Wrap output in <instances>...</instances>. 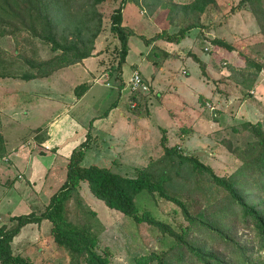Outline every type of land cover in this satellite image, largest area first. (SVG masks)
Listing matches in <instances>:
<instances>
[{"label":"rangeland","instance_id":"1","mask_svg":"<svg viewBox=\"0 0 264 264\" xmlns=\"http://www.w3.org/2000/svg\"><path fill=\"white\" fill-rule=\"evenodd\" d=\"M131 2L124 3L122 13L124 11L126 14L123 15L122 24L127 28H134L136 33L128 37V52L121 71L126 87L120 89L121 93L119 94L117 88L120 80L116 76V70L111 69V64L116 65L117 61L116 58L113 62L112 53L115 41L118 39L109 27L110 13L119 1L104 0L97 4L98 10L102 13V26L95 40L98 48L104 50L102 53L95 52L94 57L88 58L84 65L80 63L82 61L78 64H70L68 67L72 70L67 71L65 75L50 74L29 80L11 76L0 77V125L4 124L5 128L4 142L5 140L9 142L11 139L9 137L11 132L6 129L7 126L14 125L17 128L18 138L12 147L21 146L27 138H31V143L33 137L35 142L33 141L31 146L35 143L34 156L40 159L38 163L43 165L55 151L54 146L49 147L48 142L40 143L46 137V125L51 121H56V125L64 123L67 126L68 116H71L79 121L76 129L83 127V131L77 133L79 139L82 140L85 136L83 132L86 129H90L93 138L88 149L85 150L86 156L84 155L82 164L106 165L114 171L133 176L136 167L146 165L163 152L161 135L164 132L162 127H166L167 136L170 138L168 145L181 142L186 153L197 155L201 161L210 164L218 173L231 171L238 164V159L230 148L241 139L248 138L241 123L245 120L255 121L264 118V37L259 32L254 16L248 6L239 4V0H216L217 4L209 5L203 13L204 26L202 28L189 29L178 44L172 43V48L168 46V49L178 50L179 53L177 56L179 60L171 70L170 83L155 86L153 92L150 87L147 92H143V90L131 87L130 75L135 69L141 71V75L143 74L145 78L152 75L154 68L150 60L155 58L157 49L144 40L146 35L140 33L147 31L146 21H152L149 17L158 18L160 22H165L167 25L169 23L167 12L170 4L169 0H162L155 12H152L153 15L148 16L142 3ZM139 7L144 11L142 14L139 12ZM130 9H134L131 15L129 14ZM154 23L158 24L156 20ZM170 23L176 25V22ZM177 27L178 25L174 26L173 30ZM214 36L235 43L236 49L215 47L211 42ZM158 41H163V39ZM104 44L107 48L102 46ZM0 47L16 59H20L21 55L46 58L52 53L47 42L30 34L26 29H20L15 34H0ZM189 50L192 53L196 52L194 54L198 59H195ZM160 58L157 60L160 59L162 62L164 58L161 56ZM248 59H254L263 66L256 76L255 68L247 65ZM170 62L165 60L163 63ZM87 63L90 68L92 67V70L88 72L85 70ZM13 66L16 67V65ZM22 68H18V71ZM183 68L187 69V74L182 72ZM104 69L108 71V74H105ZM92 74L96 77L94 78ZM60 75L67 76V78L61 79L62 82H60V78H56ZM253 76L252 85L248 86L247 82ZM144 77L143 79L146 80ZM80 82H87L92 86L78 98L72 88ZM147 85L149 86L148 83ZM133 92L138 93L140 99L144 100V105L150 109L148 115L151 112V117L147 113L145 117L138 115L134 109L137 106L130 99ZM115 101L119 102L120 107L128 110L125 119H122L127 123L124 126L117 127L114 124L115 121L109 125L104 119V112ZM144 105H140L139 109ZM183 112L185 115L182 114ZM197 114L201 118L195 119L197 121L193 123L194 133H192L191 122L194 117L198 116ZM97 116L99 117L96 118ZM148 117L151 123L148 124L146 121L148 126L146 125L143 131V128L138 126L137 118ZM95 118L98 120L95 121ZM149 126L151 130L148 131ZM37 127H40L39 131L36 130ZM184 127H188L189 130L181 137ZM235 127L239 130L236 131ZM111 136H113L111 141L114 145L118 142L121 145L117 144V148L110 151L104 150L101 139L105 138L107 142ZM116 137H119L118 141ZM239 137L241 139H238ZM229 140H233L231 145ZM52 141L50 144L53 143ZM137 142H141L146 150L141 149ZM46 144L48 147H45ZM39 149L46 153L41 154L38 152ZM99 149L103 150L98 151ZM13 171L19 180L17 184L21 186L20 188L34 192V186L31 185L33 177L27 176L25 172L20 174V170L13 169ZM47 173L49 171L45 174ZM41 181L42 179L37 183ZM55 181L53 178V182ZM60 181L52 185L53 191L61 183ZM251 188L255 193L258 190V187L252 186ZM79 195L80 202L78 203L97 213L96 218L99 224L95 228L99 234L98 249L101 250L105 246L109 248L111 264H130L135 255L148 252L158 245L166 246L170 242L168 237H163L159 231L146 223L137 224L128 215L107 206L90 191L86 181H82ZM47 201L48 195L38 201V207L35 210H39ZM135 201L140 208L148 207L157 216L174 224L184 225L187 222L175 204L157 194L140 191L136 194ZM69 208L70 217L76 220L78 216L75 212V203L70 204ZM13 210L12 205L8 207V211L13 212ZM3 222H8V219L6 213L0 211V224ZM34 227L37 226L25 224L21 227L12 242L14 252L28 256L32 264H50L54 261L69 264L65 249L51 239L50 220L43 223V227L47 229L43 232L45 237H36V240L33 237L30 238ZM43 227L39 230L44 231ZM239 227L243 233L242 240L248 247H254L257 237L252 229ZM206 235L202 232L200 236L208 244ZM236 254L238 261L235 260L233 264H244L239 253ZM252 256V262L261 259V263L257 262V264H264V250L254 249ZM245 264H250V262L247 261Z\"/></svg>","mask_w":264,"mask_h":264},{"label":"trees","instance_id":"2","mask_svg":"<svg viewBox=\"0 0 264 264\" xmlns=\"http://www.w3.org/2000/svg\"><path fill=\"white\" fill-rule=\"evenodd\" d=\"M102 1L0 0V34H15L20 29H26L47 42L52 51L46 58L21 55L20 59H16L0 47V77L29 80L48 76L93 55L95 40L102 26V13L97 4ZM116 1L119 3L109 16L110 30L118 39V45L112 53L113 62L116 58L117 61L116 65L111 64V69L116 70L120 80L118 87L122 88L124 81L121 71L128 52L127 41L134 34L131 28L122 24L124 3H142L145 12L152 14L162 0ZM168 3V22H176L177 29L170 32L165 25L153 35L144 36L147 43L163 39L178 44L189 29L204 26L203 13L209 5L217 4L216 0H169ZM240 3L248 6L264 37V0H239ZM211 42L219 49L235 48L232 42L222 37L214 36ZM190 54L198 59L194 53ZM247 65L255 68V76L263 67L254 59H248ZM253 80L254 76L247 85H252ZM88 86L87 82L76 84L73 88L75 96L81 97ZM130 99L136 102L137 107L134 109L138 115L145 116L148 113L147 105H144L138 93L133 92ZM140 105H144L143 108L139 109ZM263 120L262 117L241 123L248 138L242 140L239 137L240 142L230 148L238 164L225 173H218L197 155L186 153L181 142L168 145L165 128H162L164 132L161 135L163 152L146 165L136 167L133 176L114 171L106 165H84L81 161L92 140L88 129L85 139L71 151L64 178L45 205L39 210L10 215L8 222L0 224V264H32L28 256L14 252L12 240L23 225L30 222L39 224L43 219L50 220L53 240L65 249L69 264H111L109 248L105 246L98 249L99 234L95 228L99 224L97 213L78 203L82 181H86L90 191L107 206L123 212L137 224L146 223L170 240L166 246L158 245L148 252L135 255L130 264H233L235 260L238 261L236 253H239L244 264L247 261L250 264L261 263V259L252 262V252L254 249L264 250ZM183 129L184 132L189 130L188 127ZM36 130L39 131L40 127ZM235 130H239L238 127ZM232 141L229 140L230 145ZM5 150L0 132L1 157L5 156ZM38 152L45 153L42 149ZM252 186L258 187L257 195L250 189ZM140 191L157 194L172 202L187 222L184 225L174 224L157 216L148 207L140 208L135 201ZM73 202L78 216L76 220L70 217L69 206ZM239 226L252 229L257 237L254 247H248L242 240L243 233ZM202 232L207 234L208 244L200 236ZM50 264L63 263L54 261Z\"/></svg>","mask_w":264,"mask_h":264},{"label":"crops","instance_id":"3","mask_svg":"<svg viewBox=\"0 0 264 264\" xmlns=\"http://www.w3.org/2000/svg\"><path fill=\"white\" fill-rule=\"evenodd\" d=\"M128 2V1H127ZM131 2V1H129ZM132 3V2H131ZM136 4V3H135ZM138 6V5H137ZM132 8V7H131ZM140 9V14H142L143 9ZM134 9H130V15L132 14ZM155 12V10H154ZM124 11H123V15H124ZM126 14V13H125ZM153 14H149L148 16H152ZM149 19H152V21H146L147 26V31L145 33H140V34H144L147 36L153 35V31L157 30H161V28L166 25L165 22H160V20L158 18H152L149 17ZM154 20H156L158 22V24L154 23ZM169 25V26H168ZM176 26L174 24L168 23L166 25L167 28H169V30L174 31L176 29L173 30V27ZM134 31V28H131ZM153 29V31H152ZM135 32V31H134ZM136 33V32H135ZM134 33V34H135ZM130 37V36H129ZM160 40V39H158ZM158 40H154V41H149V45L154 46L155 49H157L155 52L156 56L155 58H152L150 61L153 65L154 71L153 74L150 75L148 78H145L142 74V76L148 81H146L149 84V87L151 89V92L154 91L155 86H160L161 84H169L170 83V77H171V70L172 67H174V64L176 63L177 60H179V58H177L178 56V52L177 50H172V49H168V46H170V48H172V43L173 42H168V41H158ZM177 44V43H176ZM118 45V41H115L114 46L116 47ZM235 46H237L234 43ZM106 46L107 45H102ZM101 49V48H100ZM98 48L97 42L95 41V48L93 50V53L97 52V54L102 53L104 50H100ZM236 48H233V50ZM99 50V51H97ZM114 50V48H113ZM189 52H191L189 50ZM193 53L196 54V52L193 51ZM127 56V54H126ZM161 57L164 58V60L161 62ZM94 55L88 56L86 58H83L82 63L83 65L85 64V62L87 61L88 58H93ZM158 58H160L159 60H157ZM171 61L170 63H163L164 61ZM101 62L103 60H100ZM125 61H126V57H125ZM124 61V63H125ZM78 62H76V64H78ZM123 63V64H124ZM170 64V65H169ZM69 66V65H68ZM65 66L62 67L56 71H54L52 74H64L67 71H71L72 68ZM85 68V67H84ZM87 72L89 70H92V67H89V64L87 63ZM77 72V69H76ZM105 74H108V71L104 69ZM141 72V71H140ZM182 72H184L185 74H187V69H182ZM189 73V72H188ZM64 75H60V76H56L57 79L60 78V82H62L61 79H66L67 76ZM92 76L95 78L96 75L92 74ZM91 84H89L87 90H89L91 88ZM125 86V81L123 83L122 88H118V92L119 94L121 93L120 89H124ZM73 90V88H72ZM86 90V91H87ZM85 91V92H86ZM85 94V93H84ZM130 94V93H129ZM150 97V96H149ZM148 97V98H149ZM76 98V97H75ZM129 98V96H128ZM150 100V98H149ZM134 101L131 100V102ZM134 103L136 104V102L134 101ZM134 104V105H135ZM132 107V106H131ZM147 109L150 110L147 106ZM125 110V111H124ZM126 111L127 108L124 107V109L122 107L119 106V102H112V104L109 106V108L107 109V112L104 113V119L105 121L110 125L112 124L114 121V124L119 127V126H124L126 125V120L125 122H123L122 119H125L126 117ZM150 112V111H149ZM65 113V112H64ZM183 115H185V113H182ZM148 115V113H147ZM197 117H194L193 121L191 122V132H193V123L196 122L197 120L195 119H200L201 117L199 116V114H197ZM151 117V112L149 113V115ZM68 125L66 126V124L64 125V123H60L56 125V121H51L50 124L46 125V137L44 140H42L40 143H46L48 142L49 147H53V149H55V151H53L54 153L49 157V160L47 162H44L43 165H40L38 163V160L40 159H36V157L34 156V153L36 152V149L34 148V145L31 146V143L35 140H33L32 137V142L31 138H27L23 144L20 146H18L17 148H13L15 146L12 147V144L17 140L18 138V133H17V128L14 125H8L6 129H8L11 133L9 134V137L11 138L10 141L8 142V140H5L6 142V150H5V156H0V211H3L6 213V217L7 219H9L10 215L13 214H19L21 211V213L24 212H28L32 209H36L38 207V201L42 198L44 199L45 197L48 198L50 196V194L53 192L52 189V185L54 183H59L62 182L64 175H65V165L67 163V160L69 158V155L72 151L73 148H75L82 140L79 139V136L77 135V133L80 131H83L82 128L80 127V129H76V126L79 124V121H77L76 119H74L71 116H68ZM99 116H97L96 118H98ZM145 117V116H144ZM150 117L148 118H137L139 120V127L143 128L144 131V127H146V125L148 126L149 123H151V119ZM185 117V116H184ZM66 118V117H65ZM95 118V121L98 120ZM146 121L148 122V124L146 123ZM63 126H65L63 128ZM151 126L148 127V131L151 130L150 129ZM162 128H166V127H162ZM0 131H2V137L3 132L5 130L4 128V124L0 125ZM87 129L84 130V135L86 133ZM186 132H188L186 130ZM184 129H182V133H181V137L183 136L184 133ZM168 130L165 129V134L167 136ZM8 135V133H7ZM30 137V136H29ZM113 138V136L110 137V140L107 141L109 142L108 144L106 142V139H101V141L103 142L104 146L103 149L104 150H113V148H117V146L120 144V142L116 143L115 145L113 144V142L111 141ZM119 137H116V141H118ZM53 139V141H52ZM93 139V138H92ZM50 141H52L53 143L50 144ZM170 141V138H168L167 136V142ZM28 143V144H26ZM118 144V145H117ZM47 145V144H46ZM45 146V147H48ZM121 145V144H120ZM137 145L142 149V144L141 142L138 143ZM89 147V146H88ZM100 147V146H99ZM102 148V147H100ZM138 148V147H137ZM88 149V148H87ZM103 149H99L98 151H101ZM143 150H146V147L143 148ZM46 153V152H45ZM42 154V153H41ZM86 156V155H85ZM94 157H95V153H94ZM5 159V161H4ZM84 159V158H83ZM13 169H15L16 171L20 170L19 173L23 174L25 172V174H27V176H32V180H31V185L34 186V192H30L27 190H22L20 187V185L17 184V182L19 181L18 178L16 177V173L13 171ZM18 169V170H17ZM47 171H49V173L45 174ZM53 178L56 180L55 182H53ZM58 178V180H57ZM42 179V181L40 183V180ZM48 180H50L48 182ZM59 186V184H58ZM46 203V202H44ZM13 206L14 210L13 212L8 211V207L9 206ZM45 204H43L44 206ZM42 206V207H43ZM19 207V208H18ZM19 211V212H17ZM48 219H43L39 224L34 223V222H30L27 223L29 225H35L37 227L33 228V232L30 235V238H34V240H36L38 238L45 237L46 235L43 234V232L47 231L46 228L43 227V223L47 222ZM49 224V223H48ZM41 227H43L44 231H41L39 229H42ZM50 236L51 232H50ZM15 236L13 237L14 240ZM47 239V238H44ZM53 240V237L51 238ZM12 240V242H13ZM28 241V240H27ZM54 241V240H53Z\"/></svg>","mask_w":264,"mask_h":264},{"label":"built area","instance_id":"4","mask_svg":"<svg viewBox=\"0 0 264 264\" xmlns=\"http://www.w3.org/2000/svg\"><path fill=\"white\" fill-rule=\"evenodd\" d=\"M129 82L132 88L143 90V92L148 88L146 81L143 79L140 71L137 69L133 70L131 73Z\"/></svg>","mask_w":264,"mask_h":264},{"label":"clouds","instance_id":"5","mask_svg":"<svg viewBox=\"0 0 264 264\" xmlns=\"http://www.w3.org/2000/svg\"><path fill=\"white\" fill-rule=\"evenodd\" d=\"M68 66V65H67ZM147 83V82H146ZM107 84H109L108 82H107Z\"/></svg>","mask_w":264,"mask_h":264}]
</instances>
